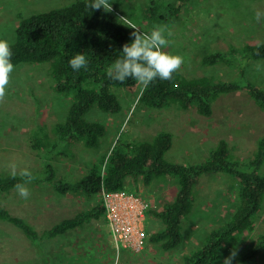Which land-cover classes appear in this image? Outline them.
<instances>
[{"label": "rangeland", "instance_id": "obj_1", "mask_svg": "<svg viewBox=\"0 0 264 264\" xmlns=\"http://www.w3.org/2000/svg\"><path fill=\"white\" fill-rule=\"evenodd\" d=\"M72 0H0V39L14 40L18 16H27ZM152 0H112L120 12V20L131 43L136 25L141 33L164 27L169 41L163 49L183 57L179 71L186 76L208 75L214 79H238L253 82L264 88V58L248 60L243 73L234 66H205L201 57L210 52L227 50L231 45L264 42V19H255L257 10L264 11V0H188L186 6L169 21L151 18L146 7ZM163 3L173 0H158ZM160 9V8H159ZM171 33V35H168ZM239 68V67H238ZM121 102L117 112L93 108L87 117L102 122L106 134L94 146L86 147L76 141L63 154H54L51 161L57 178L76 181L89 170L92 162L110 153L116 144L150 140L157 132L168 130L173 138L164 158L179 164H195L209 154L221 138L228 143L234 158H251L258 138L264 132V109L243 90L220 94L212 102V114L201 115L195 106L181 109L175 105L149 108L138 102L142 91L115 89ZM68 97L51 86L48 64L20 63L14 65L0 102V172L11 173L9 165L36 172L42 167L37 150L30 144V132L44 125L50 132L57 120L64 118ZM264 174V161L259 168ZM27 199L16 189L0 194V204L13 215L32 224L39 237L32 242L17 226L0 220V264H182V256L200 246L207 232L221 225L238 204L237 179L224 172H211L198 177L195 202L184 221L183 241L166 250L149 235L163 226L151 210L170 202L177 192L174 176H166L144 185L142 178L128 177L126 190L140 194L148 203L145 220L146 240L140 250L118 246L104 214L53 237H44V229L64 218L91 208L103 201V193L87 196L82 190L58 193L52 185H26ZM254 219L253 230L225 249L219 264L230 251L237 255L231 264H264V250L252 261L242 262L240 254L259 233H264V200Z\"/></svg>", "mask_w": 264, "mask_h": 264}, {"label": "trees", "instance_id": "obj_2", "mask_svg": "<svg viewBox=\"0 0 264 264\" xmlns=\"http://www.w3.org/2000/svg\"><path fill=\"white\" fill-rule=\"evenodd\" d=\"M92 0H72L67 4L50 7L27 16H18L14 40L10 42L13 65L20 63L48 64L52 88L68 97V107L63 119L55 121L49 130L37 124L30 132L31 147L37 150L42 167L32 172L36 177L31 184H50L60 194L82 190L87 196L103 191L125 188L128 177H141L144 185L166 176H174L177 192L170 202L152 214L163 226L149 235L150 241L160 242L166 250L183 241L184 221L195 202V184L203 174L224 172L237 179L238 204L232 214L219 226L210 229L200 246L182 256V264H219L225 249L244 238L253 230L256 214L264 200V174L259 168L264 161V132L258 138L251 158H234L228 143L221 138L211 147L207 157L195 164H179L164 158L170 148L173 135L168 130L157 132L150 140H138L116 144L107 155L92 162L87 173L76 181L57 178L51 161L54 154H63L67 147L82 142L94 146L106 134L105 125L87 117L93 108L117 112L121 102L117 88L135 89L140 83L134 79L117 82L107 75V69L122 57V46L130 44L126 29L121 23L120 12L109 0L112 11L93 10L87 7ZM188 0L163 3L152 0L146 7L151 18L169 21L187 4ZM160 8V9H159ZM85 54L87 68L74 71L69 60L76 54ZM264 58V42L231 45L227 50L206 53L201 57L205 66H234L243 73L248 60ZM239 67V68H238ZM237 90L245 91L256 105L264 109V88L238 79H214L208 75L186 76L179 70L172 78H157L142 91L138 102L149 108L175 105L181 109L195 106L204 116L212 114V102L220 95ZM23 178L17 173L0 172V194L15 189ZM104 213L103 202L64 218L43 236L53 237L70 229L83 226ZM0 220L7 221L22 230L32 242L39 237L35 228L23 217L13 215L0 204ZM264 250V233L256 235L247 245L240 259L250 262Z\"/></svg>", "mask_w": 264, "mask_h": 264}, {"label": "clouds", "instance_id": "obj_3", "mask_svg": "<svg viewBox=\"0 0 264 264\" xmlns=\"http://www.w3.org/2000/svg\"><path fill=\"white\" fill-rule=\"evenodd\" d=\"M90 9L105 12L112 11L109 0H92L87 5ZM255 19L259 22L264 19V11L257 10ZM128 27L134 29L131 33L133 37L130 44L122 46V57L107 69V75L117 81L124 82L131 78L143 85L145 88L149 86L157 78L168 80L172 78V74L179 70L183 63V57L180 55H171L163 49L168 45L169 41L165 36L164 27H155L150 33H141L136 31V25L131 21H127ZM171 35V33H168ZM12 51L7 40L0 39V102L6 95V87L10 81V75L14 71V65L11 62ZM69 65L74 71L82 68L86 69L88 60L85 54L76 53L70 60ZM11 175L17 176V166L9 165ZM19 176L23 178L22 183H17L15 189L17 193L24 199L30 195V190L26 186L30 184L36 177L28 169H21ZM237 252L231 250L229 255L224 259L223 264H231L235 259Z\"/></svg>", "mask_w": 264, "mask_h": 264}, {"label": "built area", "instance_id": "obj_4", "mask_svg": "<svg viewBox=\"0 0 264 264\" xmlns=\"http://www.w3.org/2000/svg\"><path fill=\"white\" fill-rule=\"evenodd\" d=\"M102 193L103 214L115 243L123 248L142 249L149 203L140 194L126 189Z\"/></svg>", "mask_w": 264, "mask_h": 264}, {"label": "crops", "instance_id": "obj_5", "mask_svg": "<svg viewBox=\"0 0 264 264\" xmlns=\"http://www.w3.org/2000/svg\"><path fill=\"white\" fill-rule=\"evenodd\" d=\"M64 234V233H63Z\"/></svg>", "mask_w": 264, "mask_h": 264}]
</instances>
